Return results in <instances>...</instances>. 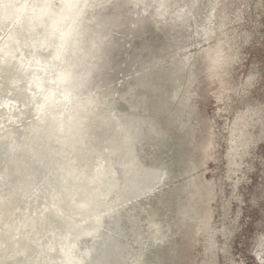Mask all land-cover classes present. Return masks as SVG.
<instances>
[{"label":"rangeland","instance_id":"obj_1","mask_svg":"<svg viewBox=\"0 0 264 264\" xmlns=\"http://www.w3.org/2000/svg\"><path fill=\"white\" fill-rule=\"evenodd\" d=\"M2 1L4 9L19 6L29 13L28 25L37 11L32 24L53 22L56 32L49 17L62 23L75 12L72 0H54L52 6L37 0L32 8L25 0H12L11 6ZM1 3L0 139L6 147L10 140L29 144L12 153L23 157L19 170L26 169L25 177L20 171L11 177L14 198L4 191V207L13 223L17 215L30 216L17 218V228L3 234L1 258L27 254L35 264H264V0L98 5L67 38L83 41L86 55L63 73L69 88L56 72L53 77L60 78L51 81L33 53L26 59L21 49L7 47L6 41L13 48L18 40L29 43L30 28L15 29L20 15L5 18ZM96 15L97 21L109 18L103 31L91 21ZM79 64L86 72L75 75L70 69ZM13 65L25 77L9 75ZM41 118L46 126L39 125ZM47 125L55 128L50 132ZM3 143L2 159L10 148ZM4 161L0 171L7 172ZM145 212L151 213L150 228L143 226Z\"/></svg>","mask_w":264,"mask_h":264},{"label":"bare ground","instance_id":"obj_2","mask_svg":"<svg viewBox=\"0 0 264 264\" xmlns=\"http://www.w3.org/2000/svg\"><path fill=\"white\" fill-rule=\"evenodd\" d=\"M9 1V3H7L9 6H11L13 3L12 2H14V1H12V0H8ZM36 1L37 0H25V2H24V6H28L27 8H32V6L33 5H35V3H36ZM101 1L102 0H72V1H70V3H71V7L70 8H73V9H75V10H72V11H75L74 13H71V15H68L67 17H65V19H63L62 20V23H59L60 22V20L58 21V20H56L55 18H51V17H49V20H55V25L57 26V32H56V30L54 31L53 30V28H52V26L53 25H51V23H53V22H50L49 24H46L47 26H45V25H40L39 23L38 24H36V25H33L32 24V20H34V18H33V15L34 14H36L37 13V11H36V13H31V24L30 25H28V24H26V21H25V18L27 17L26 15L27 14H29V13H25V12H23V8H20L19 6H14L13 8H10V9H4V7H5V3L3 4V1L1 0L0 2H2L1 3V5L3 4V10L4 11H8L4 16H5V18H10L12 15H13V18L15 17L14 15H16V16H18V15H20V20H19V24H18V26L19 27H17V28H15V29H19L20 27H22L21 25H25V26H27L28 25V27L30 28V34L28 35H26V41H29V43H23V41H21V40H18L19 41V43H18V46L16 47V48H13V46H12V44H15V43H12L11 44V42H5V44L6 45H8L7 47L9 48V49H11V50H19V49H21V51L24 53L23 54V57H25L26 58V56H27V53H30V55L33 53V56H34V59L35 58H38L40 61H42L43 63H44V68H45V70H46V72H48L49 73V75H50V77H51V81H54L55 79H59L60 77H53L54 76V73L56 72L58 75H60L61 76V78H60V82H63V83H66L64 86L65 87H68V84H69V80L67 79V80H65V78H63L64 76H63V73L65 72V71H67V72H69V70H68V65L71 63H75V62H77V63H79V61H82V60H84V58H85V56L86 55H84V49H85V47L83 46V44H82V42L83 41H81L80 39H79V41H69L68 42V40H67V38L71 35V32L72 31H74V29L79 25L78 24V22L81 20V19H87L86 17H87V15L88 16H94V14L96 13V10L99 8V7H101L102 9H104V7H102V6H105L106 7V2H109L110 0H103V1H105V3H101ZM53 2H54V0H50V6H52L53 5ZM27 3H29V5H27ZM105 4V5H104ZM64 5H65V3H62V7L60 8V10H62L63 9V7H64ZM98 5H99V7H98ZM101 5V6H100ZM15 8H17V9H15ZM51 8H53V7H51ZM106 9V8H105ZM30 10V9H29ZM53 10H55L56 11V9L55 8H53ZM59 10V11H60ZM64 10V9H63ZM54 11V12H55ZM108 11V10H107ZM98 12H100V11H98ZM104 12H105V10H104ZM8 13H10V15H8ZM40 13V12H39ZM97 16H99V15H96L95 17H90V18H92L91 19V21H92V23L93 22H95L96 23V28L98 29V30H100L101 29V26H103V25H106L107 24V22H109L108 21V19L109 18H107V20H96V18H97ZM35 21V20H34ZM73 23V24H72ZM94 24V23H93ZM5 25H7V24H5ZM8 27V26H7ZM13 30V31H17V30ZM60 30H63V34L61 35V33H60ZM102 30V29H101ZM103 31V30H102ZM97 37V36H96ZM95 37V38H96ZM34 41V42H33ZM36 41V42H35ZM21 42V43H20ZM36 43V44H35ZM29 50H30V52H29ZM12 55V53L10 54V56ZM14 56V55H13ZM20 59L19 60H21L22 61V57L19 55L18 56ZM17 57V58H18ZM16 58H13L12 60H15ZM27 59V58H26ZM23 62V61H22ZM26 62V61H25ZM13 68H15V70L14 71H12V72H9L8 71V74L9 75H11V76H13V74H15V73H17V74H19V75H22V73L24 74H27V72H25V70L24 69H22V68H20V66H18V68L16 69V67H14V65L12 66ZM78 68V69H77ZM82 68H83V70H84V73L86 72L85 71V68H84V66H83V64H79V65H77V67L76 66H74L73 68H71L70 69V71L71 70H73L74 69V71L76 72V74L75 75H78L79 74V72H81V70H82ZM50 71V72H49ZM3 73H7L6 72V70L5 71H3ZM2 73V78H4V76H6V74H3ZM94 74H96V76H97V72H93ZM25 74H24V77H25ZM112 74H114V73H112ZM75 75H72L73 77L72 78H74L75 77ZM23 77V78H24ZM72 83V82H71ZM48 84L50 85L51 83L48 81ZM88 86V85H87ZM86 87V86H85ZM69 88V87H68ZM2 91V90H1ZM4 91V90H3ZM36 91H38V88H36ZM2 93V92H1ZM3 95H4V93H3ZM6 96L7 95H11V94H5ZM4 95V96H5ZM14 95V94H13ZM12 95V97L14 98V100L15 101H17L16 100V98H15V95L13 96ZM20 95H22V94H20ZM48 94L46 93V96H47ZM3 96V97H4ZM38 96H39V93H37L36 94V99L38 98ZM1 98H2V96H1ZM34 98V97H33ZM50 98V97H49ZM35 99V100H36ZM45 99H46V97H45ZM52 99V98H51ZM22 100V99H21ZM21 100H19L18 99V101H20L21 102ZM14 101V102H15ZM24 101V100H23ZM26 101H30V103H31V100L30 99H27ZM26 101H24L25 102V105H27V106H29V104L26 102ZM33 102V101H32ZM36 102V101H35ZM46 102V101H45ZM49 102H50V100H49ZM22 103V102H21ZM53 102H51V105H53L52 104ZM33 103H31L30 105L31 106H33L32 108H34V105H32ZM44 104V103H43ZM45 104H47V103H45ZM50 105V104H49ZM49 105H47V106H49ZM50 105V106H51ZM31 106H29V108H27L26 106V109H28V110H30V111H28V113H31V115H33L34 116V114H32L33 113V109L31 108ZM40 106V105H39ZM47 106H46V108H47ZM54 106V105H53ZM53 106H51V107H48V110H49V108H52ZM36 108V107H35ZM34 108V109H35ZM32 109V110H31ZM38 109V108H37ZM23 110H25V109H23ZM42 110V109H41ZM46 110V109H45ZM44 110V111H45ZM36 111V110H35ZM17 112V111H16ZM22 112H24V111H22ZM25 112H26V110H25ZM24 112V113H25ZM51 112V111H50ZM19 113V112H18ZM37 113H39L40 114V109H39V111L37 110ZM17 115V114H16ZM27 115H29V114H26V117L28 118V117H30L31 119L33 118V116H27ZM35 115H36V112H35ZM52 115V114H51ZM54 115H52V117H53ZM25 116H24V118L23 119H25L26 118ZM51 117V118H52ZM55 117V116H54ZM21 118V117H20ZM19 118V119H20ZM51 118H50V121H51ZM57 117H55V119H56ZM23 119H22V121H23ZM42 119V118H41ZM48 119V118H47ZM54 119V118H53ZM30 120V119H29ZM37 120V119H36ZM57 120V119H56ZM58 120L60 121V120H62V118L61 119H59L58 118ZM33 121H34V118H33ZM50 121H48V124L50 123ZM24 122V121H23ZM25 122H27V121H25ZM32 122V121H31ZM30 123V122H29ZM26 124V123H25ZM46 124V120H41L40 121V123H39V125H41V127H43L44 125ZM51 124V123H50ZM54 124V123H53ZM23 125H24V123H23ZM22 125V126H23ZM33 125V124H32ZM56 125V124H55ZM58 125V124H57ZM26 126H27V124H26ZM46 126V125H45ZM53 126V125H52ZM3 127V126H2ZM38 127V123L35 125V128H37ZM40 127V129H42L43 130V128H41ZM50 127H51V125H50ZM49 127V128H50ZM47 129H49L48 128V125H47V127H46ZM45 128V129H46ZM54 128H55V126H54ZM53 127H52V129L51 130H53L54 129ZM23 129H25L24 127H23ZM46 129V130H47ZM6 130V129H5ZM5 130H4V132H5ZM9 130V129H8ZM12 130V129H11ZM18 130V129H17ZM27 130H28V128H27ZM27 130H23L24 132L26 131L27 132ZM37 131H39V129L37 128L36 129ZM51 130L49 129V131L51 132ZM19 131H20V129H19ZM23 131H22V129H21V132L23 133ZM33 132H34V129L32 130ZM32 131H31V134H32ZM45 131V130H44ZM13 132V131H12ZM25 132V133H26ZM53 132V131H52ZM13 133H15V132H13ZM18 133V132H17ZM35 134H36V132H34ZM34 133H33V136H34ZM45 133H47V135H49L48 134V132H46L45 131ZM2 134V133H1ZM17 135V134H16ZM22 134H20V136H21ZM38 135V133L36 134V136ZM47 135H46V138H48L47 137ZM61 135V134H60ZM25 136V135H24ZM35 136V137H36ZM54 135H52V136H50V138H48V140L50 139V140H52L51 138L53 137ZM15 137V136H14ZM39 137H40V135H39ZM42 137V136H41ZM40 137V139H42ZM45 137V136H44ZM61 137V136H60ZM60 137L58 138V139H60ZM63 137V136H62ZM61 137V138H62ZM8 138V137H7ZM66 138V137H65ZM31 139V138H30ZM29 139V140H30ZM39 139V138H38ZM38 139H36V140H38ZM44 139V138H43ZM64 139V138H63ZM1 141H0V144H2L3 142H5V140H3L2 141V139H0ZM18 140V139H17ZM23 140H25V139H22V141ZM47 140V139H46ZM54 140V139H53ZM52 140V142H54ZM61 140V139H60ZM15 141H16V139H15ZM31 141H32V139H31ZM58 141V140H57ZM61 141H63V140H61ZM37 142V141H36ZM43 143L42 142V140L41 141H39V143ZM44 142H46L45 140H44ZM47 142H49V141H47ZM45 143V144H48V143ZM64 142V141H63ZM63 142H58V143H56V144H60L59 145V147L61 148V146H63ZM6 143V142H5ZM10 143V144H9ZM16 143V142H15ZM17 143H19V142H17ZM17 143L16 144H14L11 140L7 143V144H9V146H7L9 149L6 151L5 150V148L7 149V147L4 145V143H3V146L5 147L4 148V152L6 153L5 155H4V159H2L1 157V159L0 160H5L4 162H5V164H6V167H8L6 170H7V172H4V171H0V255L2 256V254L1 253H3L2 251H3V248L5 247L4 246V244L1 242V239H2V237H3V234L4 233H9V232H11L12 230H15V228H17L16 227V224L18 225V224H20V223H17V218L18 219H20V218H22V217H27L28 218V216H29V212H27V214H28V216H21L20 218L18 217V215H17V218L15 219V223H13V217L10 215L11 213H10V211H8L7 210V208L6 207H4V203H5V201H4V199L3 198H7V195H3V193H4V191H7V189H9L8 188V186H10V184L9 183H11V182H9V180H11V177L13 178V180L15 179V176H17L18 174H20L19 173V171L20 172H22V170H19V164H20V161L23 159V157H19L20 159L19 160H17L13 155H12V153H14L15 154V152H13V151H16V150H18L20 147L21 148H24V146H26V145H28L29 146V144H24V145H17ZM31 143V142H30ZM35 143V142H34ZM33 143V144H34ZM51 143V142H50ZM6 144V145H7ZM44 144V143H43ZM54 144V143H53ZM53 144H52V146H53ZM35 145H37V146H39L38 144H36L35 143ZM20 146V147H19ZM30 146H33V145H30ZM42 146V145H41ZM49 146H51V145H49ZM0 147H2V145L0 146ZM19 147V148H18ZM43 147H44V145H43ZM31 148V147H30ZM34 148V147H33ZM33 148H31V149H33ZM44 148H46V147H44ZM54 148V147H53ZM56 148V147H55ZM63 148V147H62ZM35 149V148H34ZM2 150H3V148H2ZM22 150V149H21ZM27 150H28V148L26 149V152H27ZM12 151V152H11ZM25 151V150H24ZM30 151V150H29ZM35 151V150H34ZM40 152V151H39ZM0 153H1V150H0ZM18 152H16V155H18L17 154ZM21 153V152H20ZM22 153H23V151H22ZM2 154H3V152H2ZM2 154H0V155H2ZM31 154V153H30ZM82 154H84V153H82ZM32 155V154H31ZM19 156V155H18ZM62 156V155H61ZM83 156V155H82ZM36 157H37V155H36ZM32 162V161H31ZM35 162V161H34ZM2 163V162H1ZM23 163V164H22ZM36 163V162H35ZM56 163V162H55ZM10 164H13V166H11ZM21 164H22V166L24 165V162H22L21 161ZM26 164V163H25ZM30 165V164H29ZM22 166H21V168H22ZM28 166V165H27ZM26 166V167H27ZM5 167V168H6ZM30 167V166H29ZM58 167V166H57ZM1 168V167H0ZM32 168V167H31ZM59 169H60V167H59ZM24 170H26V169H24L23 168V172L21 173L22 175H23V173L25 172ZM29 171V170H28ZM28 171H26V173L28 172ZM35 171H37V170H35ZM34 171V172H35ZM53 172V171H52ZM29 173V172H28ZM20 174V175H21ZM33 174V173H32ZM37 174V173H36ZM35 173H34V177H35V175H36ZM38 175V174H37ZM24 177H25V174L23 175ZM28 176V175H27ZM31 176V175H30ZM162 176V171H161V175L158 177V180L157 181H155L154 182V186H156V184L155 183H157V182H159L161 179H160V177ZM18 177H19V175H18ZM17 177V178H18ZM33 177V178H34ZM10 178V179H9ZM20 178H22V176H20ZM20 178H18V181L19 182H22L21 180H24V182H25V179H21V180H19ZM28 178V177H27ZM26 178V179H27ZM31 178H32V176H31ZM36 178V177H35ZM43 178H44V175H43ZM43 178H41V180L43 179ZM27 180H30L29 178L27 179ZM32 180V179H31ZM30 180V181H31ZM36 180H37V178H36ZM12 181V180H11ZM30 181H29V183H30ZM33 181V180H32ZM39 181V180H38ZM45 181V180H44ZM63 181V180H62ZM16 182H17V180H16ZM33 183H35L34 181H33ZM36 183H37V181H36ZM35 183V184H36ZM40 183H42L41 181H40ZM12 184V183H11ZM23 184V182L21 183V184H19V185H22ZM38 184V183H37ZM24 185V184H23ZM33 185V184H32ZM12 186V185H11ZM29 186V185H28ZM7 187V188H6ZM23 187V186H22ZM26 187V186H25ZM10 188H13V187H10ZM20 188V187H19ZM150 189V188H149ZM13 190V189H12ZM23 190L25 191V189L23 188ZM23 190H22V192H23ZM27 190H28V188H27ZM34 190V189H33ZM9 192H10V194L9 195H11V197L12 198H14L13 197V195L11 194L13 191H10V189L8 190ZM29 191V190H28ZM21 192V193H22ZM32 192V191H31ZM31 192H29V193H31ZM6 194H7V192H5ZM28 194V193H27ZM16 195V194H15ZM25 195V194H24ZM33 195V194H32ZM5 196V197H4ZM17 196H18V194H17ZM19 197H20V195H19ZM11 198V200H13ZM8 199V198H7ZM6 200V199H5ZM9 201V200H8ZM15 201H16V199H15ZM15 201L13 200V203H15ZM11 202V201H10ZM12 203V204H13ZM5 204H7V202L5 203ZM8 204H9V202H8ZM18 203L16 202L15 203V206L17 205ZM27 204V203H26ZM19 205V204H18ZM28 205V204H27ZM43 206V205H42ZM14 207V206H13ZM16 207H18V206H16ZM56 207V206H55ZM10 208H11V206H10ZM12 209V208H11ZM23 209V208H22ZM25 209H28V208H25ZM25 209H23L22 211H24ZM47 209V208H46ZM45 209V210H46ZM12 210H16V209H12ZM49 210V209H48ZM47 210V211H48ZM29 211V210H28ZM34 211V210H33ZM16 212V211H15ZM49 212V211H48ZM20 213V215H23L25 212H23V214H21V212H18V214ZM13 214V213H12ZM15 214V213H14ZM44 214V213H43ZM32 215H33V213H32ZM31 215V217H33ZM150 215H151V213L149 214V213H147V212H145L144 213V216L142 217V221H143V226H145V227H148V228H150V225L153 223L152 222V220H151V217H150ZM30 217V216H29ZM24 218H22V219H24ZM26 218V219H27ZM42 218V217H41ZM45 218V217H44ZM47 218V217H46ZM22 219H20V220H22ZM29 219V218H28ZM27 219V220H28ZM31 219V218H30ZM33 219V218H32ZM31 219V220H32ZM19 220V221H20ZM26 220V223L27 222H30V221H27ZM36 222L37 221H39L38 219L36 220V218L34 219ZM63 220V219H62ZM24 221L25 220H23V223H24ZM43 221V220H42ZM41 222V221H40ZM43 222H45V221H43ZM43 222H41L42 224H43ZM38 223V222H37ZM41 223H38L39 225L41 224ZM22 224V223H21ZM32 224H33V222H32ZM26 225V224H25ZM30 225H31V222H30ZM28 226V225H27ZM38 226V225H37ZM21 226H19V228H20ZM26 227V226H25ZM29 227V226H28ZM141 228V227H140ZM21 229L23 230V227H21ZM36 229H38V228H36ZM40 229V228H39ZM25 230V229H24ZM41 230V229H40ZM45 230V229H44ZM66 230V229H65ZM19 231H20V229H19ZM30 231H31V229H30ZM18 232V231H17ZM26 232V231H25ZM33 232V231H32ZM43 232V231H42ZM41 232V233H42ZM28 233H29V230H28ZM27 233V234H28ZM38 233V232H37ZM60 233H62V232H59V234ZM12 234V233H11ZM15 234V233H14ZM22 234V233H21ZM33 234V233H32ZM32 234H30V235H32ZM45 233H43V235H44ZM90 234V233H89ZM6 235V234H5ZM13 235V234H12ZM16 235V234H15ZM34 235H35V232H34ZM37 235V234H36ZM7 237L9 236V234L8 235H6ZM22 236V235H21ZM23 236H25V234L23 235ZM92 236V235H91ZM139 235L138 234H136V238L138 237ZM151 236V235H150ZM6 237V238H7ZM13 237H14V235H13ZM26 237V236H25ZM24 237V238H25ZM29 237V236H28ZM37 237H39V236H37ZM37 237H35V239L34 238H31V239H34V240H36L37 239ZM156 237V236H155ZM155 237H153V235L150 237V239L149 240H151V239H153V238H155ZM5 238V237H4ZM10 238V237H9ZM20 238V237H19ZM27 238V237H26ZM40 238V237H39ZM143 238V237H142ZM11 239V238H10ZM17 239V238H16ZM27 239H29V238H27ZM43 239H45V238H43ZM50 239V238H49ZM52 239H54V237L52 238ZM52 239H51V241H52ZM6 240H8V239H6ZM5 240V241H6ZM18 240V239H17ZM20 240V239H19ZM38 240V239H37ZM42 240V239H41ZM46 240V239H45ZM48 240V239H47ZM70 240V239H69ZM69 240H67V241H69ZM14 241H16V240H14ZM21 241V240H20ZM24 241V240H23ZM39 241H40V239H39ZM66 241V242H67ZM19 242V241H18ZM26 242V241H25ZM43 242V241H42ZM47 242V241H46ZM55 242H57V241H55ZM65 242V243H66ZM27 243V242H26ZM38 243V242H37ZM41 243V242H40ZM52 243V242H51ZM64 243V244H65ZM10 245H12V243H11V241H10V243H9ZM14 244V243H13ZM19 244V243H18ZM20 244H21V246H24V245H22V243L20 242ZM19 244V245H20ZM28 244H29V242H28ZM28 244H27V247H28ZM36 244V243H35ZM34 244V245H35ZM58 244H60V243H58ZM33 244H31V246H32ZM48 246H50L49 244H47ZM56 245V244H55ZM66 245V244H65ZM84 245V244H83ZM91 245V244H90ZM20 246V247H21ZM42 246V245H41ZM63 246V245H62ZM92 246L93 245H91L90 247L92 248ZM12 247H14V246H12ZM12 247L9 249V251H8V253L10 252V250L12 249ZM16 247V249H17V246H15ZM26 247V249H29V248H27ZM39 247V246H38ZM44 247H45V245H44ZM47 247V246H46ZM45 247V248H46ZM52 247V246H51ZM60 247V246H59ZM6 248V247H5ZM22 248V247H21ZM43 248V247H42ZM41 248V249H42ZM48 248L49 247H47V250H48ZM31 249V248H30ZM63 249V248H62ZM61 249V250H62ZM81 249H84V248H81ZM88 249V248H87ZM18 250V249H17ZM35 250V249H34ZM55 249H51V252L52 251H54ZM64 250H65V248H64ZM92 250V249H91ZM19 251H21L20 249H19ZM18 251V252H19ZM30 251V250H29ZM28 251V252H29ZM42 251H44L45 252V249H42ZM50 251V250H49ZM84 251H86L85 249H84ZM16 252V251H15ZM17 252V253H18ZM31 252H33V250L31 251ZM35 252V251H34ZM36 252H37V249H36ZM35 252V253H36ZM61 252H63V250L61 251ZM86 252H88V251H86ZM13 253V252H12ZM17 253H13V254H17ZM22 253V252H21ZM21 253H19V254H21ZM30 253V252H29ZM42 253V252H41ZM46 253V252H45ZM47 253H48V251H47ZM85 253V252H84ZM31 254V253H30ZM34 254V253H33ZM36 254H38V253H36ZM43 254V253H42ZM50 254V253H49ZM64 254V253H63ZM8 255V254H7ZM24 255V254H23ZM44 255V254H43ZM51 255V254H50ZM65 255V254H64ZM83 255V254H82ZM5 256V255H4ZM12 256V259L10 258V259H5V258H1L0 257V264H35L34 263V261H33V259H31L30 258V255H25V256H23L22 257V255H18L19 257L21 256L22 258L20 259V260H16V257L18 258V256H13V255H11ZM95 256V255H94ZM34 257V256H33ZM50 257V256H49ZM42 258V257H41ZM47 258V257H46ZM52 258H53V256H52ZM64 258V257H63ZM66 258V257H65ZM19 259V258H18ZM38 259V258H37ZM36 259V260H37ZM67 259V258H66ZM70 259H71V257H70ZM87 259V258H86ZM5 260V261H4ZM39 260H41L40 258H39ZM43 260V259H42ZM50 260H52V259H50ZM54 261H55V259H54ZM69 260H66L65 262H68ZM94 260L92 259V262H93ZM42 262V261H41ZM47 262V261H46ZM63 262V261H62ZM38 263V262H37ZM43 263V262H42ZM57 263V262H56ZM77 264H78V262H76ZM44 264H48V263H44ZM64 264V263H63ZM67 264H69V263H67ZM86 264H89V263H86ZM95 264H97L96 262H95Z\"/></svg>","mask_w":264,"mask_h":264}]
</instances>
